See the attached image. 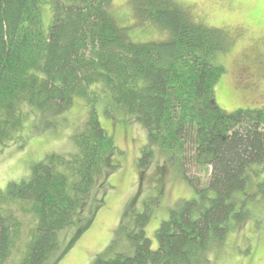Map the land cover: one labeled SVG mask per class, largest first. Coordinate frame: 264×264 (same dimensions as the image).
<instances>
[{
	"label": "trees",
	"instance_id": "1",
	"mask_svg": "<svg viewBox=\"0 0 264 264\" xmlns=\"http://www.w3.org/2000/svg\"><path fill=\"white\" fill-rule=\"evenodd\" d=\"M130 4L140 26L169 37L133 42L115 20L112 0H0V155L32 113L44 130L56 131L76 100L89 107L72 136L77 153L50 154L0 191V264H10L20 244L19 264H58L90 229L95 213L86 209L103 205L120 168L100 112L140 122L148 134L140 172L162 160L164 169L180 170L196 197L171 208L156 232L158 249L146 235L145 213L128 234L132 254L99 256L93 264H212L228 234L252 218L250 206L264 202V108L230 115L216 100L226 69L215 58L233 38L198 23L176 0ZM189 164L210 171L206 187L189 176ZM72 227L76 235L61 250L59 233Z\"/></svg>",
	"mask_w": 264,
	"mask_h": 264
},
{
	"label": "rangeland",
	"instance_id": "2",
	"mask_svg": "<svg viewBox=\"0 0 264 264\" xmlns=\"http://www.w3.org/2000/svg\"><path fill=\"white\" fill-rule=\"evenodd\" d=\"M176 1L189 10L198 23L224 30L233 38L228 52L215 58V63L226 69L215 88L218 105L230 115L239 109L264 108V0ZM112 2L115 20L119 26L129 29L133 42H161L169 37L168 32L152 25L140 26L130 0ZM51 16L50 7H45L46 29L51 24ZM88 114L89 107L78 99L63 117L65 120L58 124V129L49 131L44 130L45 122L40 114L32 113L16 141L0 155V191L5 192L10 183H20L29 177L32 165L50 154L77 153L72 136ZM100 121L120 151L113 158V163L120 168L109 178L111 188L102 193L103 205L95 209V201L86 209V215L95 213L90 229L58 264H93L99 256L132 254L134 244L128 234L136 229L138 216L145 213L149 215L145 232L156 250L159 247L156 232L162 222L169 219L171 208L180 200L196 197L195 189L180 170L164 169L162 160H154L146 173L140 172L138 161L148 144L147 131L140 122L123 115L118 120L108 119L102 112ZM186 169L200 188L208 185L210 171L194 164ZM260 180L264 181V173ZM250 209L252 218L228 234L225 246L213 254L212 264H264V202L252 204ZM75 235V227L59 233L61 250L71 244ZM21 247L22 244L15 250L10 264L20 263Z\"/></svg>",
	"mask_w": 264,
	"mask_h": 264
}]
</instances>
